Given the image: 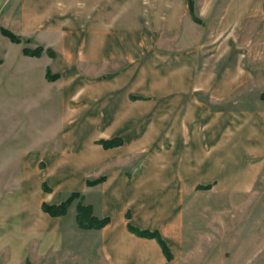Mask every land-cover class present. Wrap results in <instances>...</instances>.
<instances>
[{"label":"crops","instance_id":"obj_1","mask_svg":"<svg viewBox=\"0 0 264 264\" xmlns=\"http://www.w3.org/2000/svg\"><path fill=\"white\" fill-rule=\"evenodd\" d=\"M193 3L0 0V87L21 78L13 98L58 102L47 132L25 142L59 147L23 161L27 232L64 238L76 219L65 223L68 213L51 216L42 204L80 191L94 216L109 219L79 233L91 238L92 262L172 264L185 247L194 193L256 195L264 182V99L234 96L264 74V0H226L213 22L216 0ZM24 47L44 52L28 56ZM48 70L58 78L49 80ZM50 84L52 93L43 89ZM202 94L211 103L234 99L233 106L216 108ZM129 224L158 231L173 258Z\"/></svg>","mask_w":264,"mask_h":264},{"label":"rangeland","instance_id":"obj_2","mask_svg":"<svg viewBox=\"0 0 264 264\" xmlns=\"http://www.w3.org/2000/svg\"><path fill=\"white\" fill-rule=\"evenodd\" d=\"M225 1L216 0L211 22ZM17 80L13 84L2 81L0 87V264H95L90 260L88 247L91 238L79 236L84 228L78 223L64 238L26 231L27 224L20 209L24 191L23 161L41 150L59 147L25 146L32 138L35 144L42 133L47 132L58 102L37 104L29 96L13 98V92L24 88V81ZM43 89L49 93L56 90L51 84ZM262 92L264 74L237 92L234 99L243 96L257 99ZM201 97L210 102L206 94ZM234 99L210 103L216 108H227L233 106ZM61 112L60 105V115ZM143 156L136 155L133 161L138 162ZM33 185L34 180L29 182L28 189ZM192 198L194 214L187 223L185 247L179 249L172 264H264V182L258 184L256 195L251 197L215 198L208 193H194ZM68 210L64 222L75 223L76 208L72 205Z\"/></svg>","mask_w":264,"mask_h":264},{"label":"trees","instance_id":"obj_3","mask_svg":"<svg viewBox=\"0 0 264 264\" xmlns=\"http://www.w3.org/2000/svg\"><path fill=\"white\" fill-rule=\"evenodd\" d=\"M190 5L193 8V5H194L193 0H190ZM192 14H193L194 18L197 20L198 17L195 14L193 9H192ZM1 31L5 36L9 37L13 42L20 43V42L24 41L19 35L15 34L14 32H12L11 30H9L7 28H2ZM43 52H44V47H37L35 49L29 48V47H24V49H23V53L25 55H28V56H38L39 57L43 54ZM47 52L50 53L49 50H47ZM1 62L2 61L0 60V63ZM47 78L49 80L53 81V80H56L58 78V75L53 74V73H51L50 70H48L47 71ZM260 96L262 99H264V92H262ZM103 143L108 146L110 144H115L116 142L107 143L106 141H103ZM103 180H105V177H100L97 179H88V184L89 185H95L97 183L102 182ZM44 188H45V185H44ZM200 188L208 189V188H210V186L209 185L200 186ZM82 198H83V195L80 191H74V192L70 193V195L59 204H50V203L44 202L42 204V209L51 216H63L68 212V209L71 206V204L76 199H79L78 204H77V215H76V220H77L78 225L84 229H91V228L100 229L103 226H105L109 222V219L107 217L98 218V217L94 216L92 213L91 207L89 205L84 204ZM129 227H130V230L132 232H134L140 236L157 239L158 242L160 243V245L162 246V249H163L166 257L169 260H171L173 258V255H172V252H171L169 246L167 245L166 241L163 239V237L161 236V234L158 231L140 230L131 224H129Z\"/></svg>","mask_w":264,"mask_h":264}]
</instances>
